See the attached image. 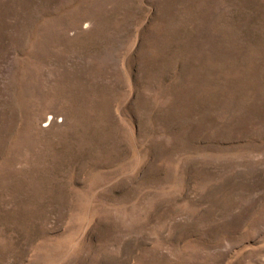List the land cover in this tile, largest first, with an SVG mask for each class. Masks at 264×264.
Masks as SVG:
<instances>
[{
    "label": "rangeland",
    "instance_id": "rangeland-1",
    "mask_svg": "<svg viewBox=\"0 0 264 264\" xmlns=\"http://www.w3.org/2000/svg\"><path fill=\"white\" fill-rule=\"evenodd\" d=\"M0 264H264V0H0Z\"/></svg>",
    "mask_w": 264,
    "mask_h": 264
}]
</instances>
